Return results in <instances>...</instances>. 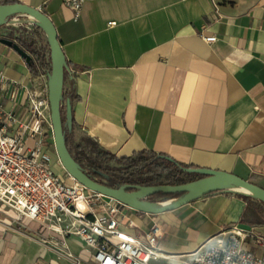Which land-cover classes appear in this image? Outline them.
Instances as JSON below:
<instances>
[{
	"label": "crops",
	"instance_id": "obj_1",
	"mask_svg": "<svg viewBox=\"0 0 264 264\" xmlns=\"http://www.w3.org/2000/svg\"><path fill=\"white\" fill-rule=\"evenodd\" d=\"M4 3L39 8L54 22L65 54L64 89L73 94L75 126L67 132L77 141L91 136L118 155L166 153L264 187V0H88L78 20L63 0ZM14 15L0 22V100L5 110L26 114V90L39 88L51 73L32 72L1 40L18 42V35L33 31L13 27L17 22L2 26L28 16ZM201 33L217 39L208 42ZM46 131L54 147L49 123ZM252 200L264 209L260 199ZM255 209L242 194L222 190L161 213L127 207L121 228L145 241L159 222V247L168 257L158 264H193V252L222 228L255 225L264 233ZM0 224V264H95L93 250L76 234L5 214ZM63 243L74 258L61 254Z\"/></svg>",
	"mask_w": 264,
	"mask_h": 264
},
{
	"label": "built area",
	"instance_id": "obj_2",
	"mask_svg": "<svg viewBox=\"0 0 264 264\" xmlns=\"http://www.w3.org/2000/svg\"><path fill=\"white\" fill-rule=\"evenodd\" d=\"M86 1L63 0L74 20L80 18ZM215 13L222 15L216 4ZM201 35L208 42L217 39L216 35ZM39 85L26 90V114L5 110L0 100V214L80 236L93 250L95 264H158L168 257L159 247L164 235L159 222L148 228L143 241L121 228V215L130 206L90 189L68 172L62 177L53 170L54 153L46 131V123L52 127L50 79ZM7 207L17 215H11ZM60 252L74 258L65 243ZM193 254V264H264V233L255 225L234 224L208 238Z\"/></svg>",
	"mask_w": 264,
	"mask_h": 264
},
{
	"label": "water",
	"instance_id": "obj_3",
	"mask_svg": "<svg viewBox=\"0 0 264 264\" xmlns=\"http://www.w3.org/2000/svg\"><path fill=\"white\" fill-rule=\"evenodd\" d=\"M14 14H25L34 16L38 22L35 24L43 27L49 40V46L52 59V72L50 74V117L52 123L54 144L57 155L65 170L78 181L105 195L112 196L137 210L148 213H161L164 211L178 208L187 204L201 196L216 192L219 190H227L251 194L264 202V187L245 179L233 172L212 169L206 167H197L193 170L204 173L205 176L187 183L182 184H155L138 186L136 190H125L111 185L99 182L91 177L84 169H82L74 160L64 134V126L61 112L62 94L65 84V54L58 38V32L54 22L41 9L24 3H4L0 4V22L2 17ZM1 40L13 46L28 62L32 60V55L25 50L18 42L9 38H1ZM70 115V110H69ZM192 169V168H189ZM237 187H242V190ZM181 192L182 195L160 202L157 206H149L148 196L156 192Z\"/></svg>",
	"mask_w": 264,
	"mask_h": 264
},
{
	"label": "trees",
	"instance_id": "obj_4",
	"mask_svg": "<svg viewBox=\"0 0 264 264\" xmlns=\"http://www.w3.org/2000/svg\"><path fill=\"white\" fill-rule=\"evenodd\" d=\"M41 31L42 28L35 25L32 32L18 35L17 41L33 56L29 62L32 72L38 73L42 69H48L51 73L52 59L49 40L46 43L42 41ZM72 98L73 94L64 89L61 99V112L66 143L75 162L99 182L132 191L142 185L182 184L205 176L204 173L193 170L199 166L182 163L166 153L143 149L130 155H118L103 148L88 135H83L78 141H75L73 133L67 132L68 129H73L75 126L71 111L69 115V108L71 107L69 102ZM237 193L251 201L253 208H259V210L255 209V213L264 222L260 212L264 209L253 202L254 196L241 192ZM182 194L181 192L160 191L149 195L147 199L149 201H154L157 198L167 200ZM261 203L264 205L263 201Z\"/></svg>",
	"mask_w": 264,
	"mask_h": 264
},
{
	"label": "rangeland",
	"instance_id": "obj_5",
	"mask_svg": "<svg viewBox=\"0 0 264 264\" xmlns=\"http://www.w3.org/2000/svg\"><path fill=\"white\" fill-rule=\"evenodd\" d=\"M15 15H13L12 17H14ZM27 17H24V18H13L12 20H11V22H17V23H12V26L13 27H18V28H24V26L25 25H28V26H35L36 24H34L32 21H29V20H27L26 19ZM19 22V23H18ZM2 26H9V27H12V26H10V24H9V22L7 23V21L6 22H4L3 24H2ZM71 137H72V135H71ZM53 139H54V137H53ZM73 139L76 141L77 139H76V137H74L73 136ZM53 146H51L50 147V149H51V151H56V148H55V144H54V147L52 148ZM56 153V158L58 159H56V158H53V160H52V168H53V170L55 171V172H57V173H59L62 177H65L66 176V174H67V171L65 170V168L62 166V164H61V162H60V160H59V157H58V155H57V152H55ZM234 192V191H233ZM171 199V198H170ZM148 200V199H147ZM167 200H169V199H167ZM149 201V200H148ZM163 201H166L165 199H163V198H157V199H154V201H150V202H163ZM9 213L10 214H12L13 212L12 211H9Z\"/></svg>",
	"mask_w": 264,
	"mask_h": 264
},
{
	"label": "bare ground",
	"instance_id": "obj_6",
	"mask_svg": "<svg viewBox=\"0 0 264 264\" xmlns=\"http://www.w3.org/2000/svg\"><path fill=\"white\" fill-rule=\"evenodd\" d=\"M26 19L29 20V21H32L33 23L38 22V20H37L34 16H32V15H28ZM5 20H6L5 17H2L1 21H5ZM11 20H12V19H11ZM11 20H8L7 22H11ZM235 187H236V188H239V189H242V190H246V189H244V188H242V187H237V186H235ZM159 203H160V202H150L149 206H157ZM7 211H8V212H9V211H12L13 213H12L11 215H13V216H16V215H17L16 211L13 210V209H11V208H8V207H7ZM1 222H2V221H1ZM0 226H1V224H0Z\"/></svg>",
	"mask_w": 264,
	"mask_h": 264
}]
</instances>
